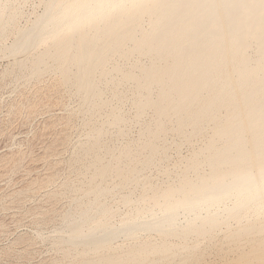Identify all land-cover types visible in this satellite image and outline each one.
<instances>
[{"label":"bare ground","instance_id":"1","mask_svg":"<svg viewBox=\"0 0 264 264\" xmlns=\"http://www.w3.org/2000/svg\"><path fill=\"white\" fill-rule=\"evenodd\" d=\"M27 1L0 0L6 74H54L92 115L110 107L104 83L112 99L127 83L135 120L152 118L122 147L104 142L118 110L86 123L74 171L87 181L67 186L79 196L53 264H264V0H46L28 25ZM168 133L207 137L155 186L141 176Z\"/></svg>","mask_w":264,"mask_h":264},{"label":"rangeland","instance_id":"2","mask_svg":"<svg viewBox=\"0 0 264 264\" xmlns=\"http://www.w3.org/2000/svg\"><path fill=\"white\" fill-rule=\"evenodd\" d=\"M44 1L28 0L22 6L27 25L33 20L32 13H41L40 2ZM25 19L20 25H26ZM12 41L9 37L4 42ZM7 57L0 55V264H53L61 258L57 242L59 231L65 229V214L76 212L74 198L79 196L67 186L87 181L74 171L76 148L84 141L86 123L97 120L96 125H100L110 111L118 110L123 119L121 128L106 127L104 142L119 147L135 145L143 127L152 120L151 112L135 120L127 83L121 84L120 97L115 99L106 88L108 83L102 85L110 102L105 112L92 115L81 111V99L72 90L58 86L54 74L27 82L21 80L26 72L6 74L12 62ZM115 62L123 64L119 58ZM118 128L124 131L119 139ZM206 137L188 140L168 133L159 143L157 158L141 177L155 186L176 182L177 172L191 153L204 145ZM112 197L104 201L114 205L115 211H122Z\"/></svg>","mask_w":264,"mask_h":264}]
</instances>
